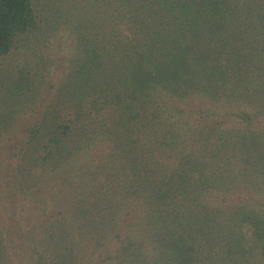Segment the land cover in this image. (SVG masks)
<instances>
[{"label":"trees","instance_id":"trees-1","mask_svg":"<svg viewBox=\"0 0 264 264\" xmlns=\"http://www.w3.org/2000/svg\"><path fill=\"white\" fill-rule=\"evenodd\" d=\"M0 62V264H264V0H0Z\"/></svg>","mask_w":264,"mask_h":264},{"label":"rangeland","instance_id":"rangeland-1","mask_svg":"<svg viewBox=\"0 0 264 264\" xmlns=\"http://www.w3.org/2000/svg\"><path fill=\"white\" fill-rule=\"evenodd\" d=\"M70 47H71V39L69 38L68 35H63V36H61L60 39H57L56 42L54 43V45L46 51L45 55L48 56V54H49L51 61L54 62L53 64H55V68H56L55 77L58 74L62 73V71L64 70V67L66 65V62L72 57V55L69 54V51L65 50V48H67L69 50ZM67 56H68V58H67ZM0 63H3V62H0ZM20 67L21 66H18L15 70L6 71L5 68L0 65V76H2L4 74V72H6L7 75H9V77H15L17 75L18 69ZM56 83H58V81ZM55 84L54 83L51 84L52 87L53 86L55 87L56 86ZM36 112H38V110H34V112L29 114L27 117L26 116L23 117L19 123V127H28L29 122L32 124L35 121V119H38L39 115H37ZM257 126H259V128L264 129V120H262L261 123H259V125H257ZM6 209H8V208H6ZM2 228L8 229L9 228L8 223L4 222V225H2ZM26 247H27L26 244L23 245L22 243H21V246H19V250H21L20 251V255H21L20 257H21L22 264H29L28 263V256H27L28 252L26 250ZM9 256L11 257V259H15L14 257L16 256V253L9 252ZM19 264H21V262H19Z\"/></svg>","mask_w":264,"mask_h":264}]
</instances>
